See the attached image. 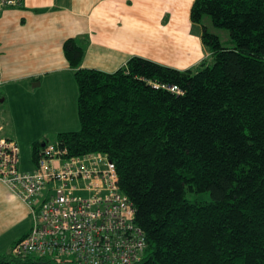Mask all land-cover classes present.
<instances>
[{
    "label": "trees",
    "instance_id": "trees-1",
    "mask_svg": "<svg viewBox=\"0 0 264 264\" xmlns=\"http://www.w3.org/2000/svg\"><path fill=\"white\" fill-rule=\"evenodd\" d=\"M206 16L230 31L232 47ZM191 20L203 25L212 65L132 56L108 73L82 67L87 39H67L81 127L57 141L115 166L148 242L137 264H264V0H194ZM42 147L33 143L35 162ZM203 192L212 200L188 198ZM0 264L60 263L10 252Z\"/></svg>",
    "mask_w": 264,
    "mask_h": 264
},
{
    "label": "crops",
    "instance_id": "crops-1",
    "mask_svg": "<svg viewBox=\"0 0 264 264\" xmlns=\"http://www.w3.org/2000/svg\"><path fill=\"white\" fill-rule=\"evenodd\" d=\"M193 2L21 0L17 6H0L1 101L15 102L38 120L36 139L80 130L78 85L65 41L87 39L83 68L115 72L132 56L179 70L194 68L212 54L202 40L203 25L191 20ZM203 23L211 28L207 17ZM223 44L234 45L232 39ZM36 163L31 150V163L22 167L20 154V171L32 172ZM31 228L29 206L0 181V256L10 253Z\"/></svg>",
    "mask_w": 264,
    "mask_h": 264
},
{
    "label": "built area",
    "instance_id": "built-area-1",
    "mask_svg": "<svg viewBox=\"0 0 264 264\" xmlns=\"http://www.w3.org/2000/svg\"><path fill=\"white\" fill-rule=\"evenodd\" d=\"M20 2L0 0V6ZM2 77L0 66V86ZM168 89L182 92L175 85ZM1 131L0 126V181L27 203L32 217V228L13 246V255L60 264H137L143 260L146 235L106 154L69 155L56 141L41 148L34 171L22 172L19 144Z\"/></svg>",
    "mask_w": 264,
    "mask_h": 264
},
{
    "label": "rangeland",
    "instance_id": "rangeland-1",
    "mask_svg": "<svg viewBox=\"0 0 264 264\" xmlns=\"http://www.w3.org/2000/svg\"><path fill=\"white\" fill-rule=\"evenodd\" d=\"M206 17L210 19L211 28H209V30L211 32L215 31L220 36L221 40L225 43L231 41V35L228 29L215 27L212 24L211 18L209 16ZM209 63L212 65L214 61L212 59H209ZM64 124L66 126V122H64ZM79 124L80 122L77 121L76 128L77 126H79ZM0 125L5 129L4 133H1L4 137L7 136V138L18 141L21 151L22 167L24 168L31 163V145L33 146L32 141L40 140L39 142L41 144H54L57 141V137L52 135L36 139L37 137H35L34 134L35 128L39 127L38 120L26 116L15 102H12V104L10 105L9 101H1L0 99ZM42 125L46 126V123H42ZM13 129L15 132L14 136L12 135ZM188 198L201 201L212 200L210 192L189 194Z\"/></svg>",
    "mask_w": 264,
    "mask_h": 264
},
{
    "label": "water",
    "instance_id": "water-1",
    "mask_svg": "<svg viewBox=\"0 0 264 264\" xmlns=\"http://www.w3.org/2000/svg\"><path fill=\"white\" fill-rule=\"evenodd\" d=\"M45 146V144H43V147Z\"/></svg>",
    "mask_w": 264,
    "mask_h": 264
}]
</instances>
